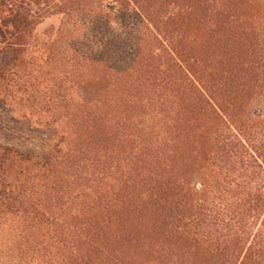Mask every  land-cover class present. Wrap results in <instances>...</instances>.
Segmentation results:
<instances>
[{
    "label": "trees",
    "instance_id": "16d2710c",
    "mask_svg": "<svg viewBox=\"0 0 264 264\" xmlns=\"http://www.w3.org/2000/svg\"><path fill=\"white\" fill-rule=\"evenodd\" d=\"M63 10L0 49V264H264V0Z\"/></svg>",
    "mask_w": 264,
    "mask_h": 264
},
{
    "label": "rangeland",
    "instance_id": "374dc122",
    "mask_svg": "<svg viewBox=\"0 0 264 264\" xmlns=\"http://www.w3.org/2000/svg\"><path fill=\"white\" fill-rule=\"evenodd\" d=\"M64 2L65 0H32L30 6L23 7L19 10L18 14L25 16L28 20V26L21 32V34L25 36V41L27 42L25 48V57L28 60L34 57L38 59V62L47 61L49 57V51L47 50V47L59 39V30L62 27L63 22L66 20V14L63 10ZM111 10L112 8L109 7L108 11ZM4 11V0H0V17L4 16ZM5 21L6 25L8 26L9 21ZM0 33L3 35V38L0 36V49L5 47L7 41H14L16 35H18V31L15 27L0 29ZM4 39L7 40L4 41ZM56 42L58 46L56 58L59 60L61 57V44L58 43V41ZM28 69L29 72H33V69H30V67H28ZM50 71L51 69L47 65L42 68L41 73H39L41 77L40 83L36 84L35 88L40 90H45L47 88L48 85L47 83L43 82V79L45 78L46 80ZM30 89L31 88H29V90ZM0 99L8 101L7 104H3V102L0 104V125L12 127L13 123L10 121H4L5 118H10L14 115L12 112L14 105L11 104L12 98L2 95ZM24 138L25 150H36L40 153L44 152L46 147L45 131L38 134L26 131Z\"/></svg>",
    "mask_w": 264,
    "mask_h": 264
},
{
    "label": "built area",
    "instance_id": "2783aa9c",
    "mask_svg": "<svg viewBox=\"0 0 264 264\" xmlns=\"http://www.w3.org/2000/svg\"><path fill=\"white\" fill-rule=\"evenodd\" d=\"M32 0H4V16L0 17V29L14 27V19L17 16L19 10L23 7L30 6ZM8 20V26L6 21Z\"/></svg>",
    "mask_w": 264,
    "mask_h": 264
}]
</instances>
